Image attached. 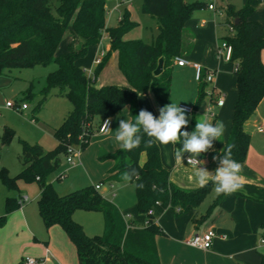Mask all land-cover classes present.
<instances>
[{"label": "trees", "instance_id": "obj_1", "mask_svg": "<svg viewBox=\"0 0 264 264\" xmlns=\"http://www.w3.org/2000/svg\"><path fill=\"white\" fill-rule=\"evenodd\" d=\"M106 2L59 0L53 7L52 0H0V75L11 67L56 63L57 68L47 75L41 90L43 100L57 89L72 103L71 111L54 131L57 147L44 151L39 144L20 139L24 168L12 175L8 168L0 165V179L8 189H17L19 180L38 183L41 190L38 207L45 226L49 228L58 224L63 227L76 245L80 264H162L156 237L164 234V230L149 210L155 207L161 212L167 209L174 213L194 211L197 215L201 203L214 186L211 180L206 186L195 189L175 184L170 177V168L162 161L158 143L148 147L142 142L132 151L119 148L104 157L113 161L104 181L143 184V188L135 186L138 210L147 217L146 224L140 225L126 219L120 208L105 198L96 185L89 184L62 195L51 182H47V177L62 163L61 156L67 153L68 145L80 144L83 148L89 144L104 118H113L128 109L130 122H134L141 110V94L151 92L158 109L168 104L175 57L182 56L186 49V22L195 10L206 4L199 0H151L144 3L141 11L154 17L158 26L153 40L147 42L141 38H126L138 25L129 9L123 12L117 25L108 26ZM252 2L247 0L237 8L227 1L221 6L223 20L218 25L223 33L221 42L224 40L232 46L230 61L238 65L235 70L238 95L232 126L220 156L225 145L232 144V158L239 163L246 160L251 143V135L245 129L246 122L264 99V62L261 57L264 27L260 22L248 19L254 11ZM69 33L72 40L67 49L60 52ZM104 34L109 38L110 48L91 76L79 60L86 56L91 46L101 43ZM77 38L79 43H76ZM113 52L117 54L118 68L128 85L97 86V77ZM160 58L164 59L163 70L156 75ZM207 83L201 81L195 110L199 109L207 94ZM35 111L37 113L38 109ZM98 117L100 120L96 125ZM196 123L193 118L182 131H193ZM13 137L14 130L5 125L2 142H9ZM148 139L144 136L145 141ZM181 146L180 142L175 144L176 149ZM129 165L139 172V179H122ZM223 195H218L217 201ZM19 200L18 197L6 198L0 226L6 223L11 212L21 207ZM177 208H180L179 212ZM77 210L102 212L104 232L88 235L83 225L74 219ZM259 235L264 236V222L259 226ZM259 264H264V254Z\"/></svg>", "mask_w": 264, "mask_h": 264}, {"label": "crops", "instance_id": "obj_2", "mask_svg": "<svg viewBox=\"0 0 264 264\" xmlns=\"http://www.w3.org/2000/svg\"><path fill=\"white\" fill-rule=\"evenodd\" d=\"M150 1L151 0H147L146 2L148 3ZM186 1L193 2V0ZM227 1L233 3L237 8H239L242 7L247 0H224L223 3L225 2L224 4H226ZM204 3L206 4L205 7L195 10L192 17L186 22V49L182 56L192 61L202 63L204 70L214 71L215 78L212 82L213 86L211 91H222L226 94V98L224 104L218 106L210 97L209 104H207L202 112L203 116L197 111V109L192 115L186 116L188 122H190L193 118H195L196 121L204 119L205 111L209 106H211L213 111L216 113V117L212 120L208 119V121H212V124H215L216 121H222V119H220L219 111L227 104L228 93L226 90V82L228 77H230L231 80L232 78L235 80L236 87L235 99L233 100V107L231 110V118L224 121V134L220 140L213 141L212 149L199 156L202 163L198 166L203 167L214 174L217 167H219V160H214L213 157L220 156L222 147L229 137L233 120L234 105L238 94L234 69L235 63L232 62V65H230L227 63L229 61L226 60L227 62H222V60L216 57L220 37L223 34L218 29L219 23L223 20L221 7L217 9L216 2L213 0L204 1ZM252 3L254 11L248 19L258 21L264 27V0H253ZM210 4H214V8H210ZM117 8L118 4L110 11L114 12ZM121 16L122 15L119 16V19ZM153 19L155 20V29L154 34L152 33L151 35V41L157 34L158 30L157 21L154 17ZM133 20L135 19L133 18ZM138 25L135 28H137ZM129 33L126 35V38H139L131 37V34ZM104 37L108 39V43L105 46H101V44L99 45V53L101 52L102 56L110 48V41L107 34H104ZM79 42L80 39L77 38L76 43ZM65 43L67 45L66 39ZM189 45L191 47H189ZM98 55L99 54L95 55L92 66L89 69L93 70L96 67L97 63H95V60L100 58ZM113 57L116 58L115 63L118 68L117 54L113 52L109 62L100 72L102 77L100 74L97 77V86L105 84H117L121 86L128 85L127 80L124 78L119 68V73L123 78H120L118 82L115 83L108 80L106 76H103L107 74L108 69L111 67L110 63ZM261 57L264 62V50L262 51ZM174 68L176 70L175 75L179 74L182 76L180 77L182 80V86L185 85V81L192 82V78L195 77V69L192 66H179L175 63ZM5 84L8 85L9 83L7 84V81L6 83L0 82V94L3 93L2 89L6 86ZM263 103L264 99L259 104L254 115L246 122L245 129L249 133L250 128L255 126L257 127L264 119V111L261 112V105ZM139 104L141 109L151 112L156 118L159 117L158 105L151 92L141 94L139 96ZM27 109H29V105L23 110ZM8 111L9 114L15 113V111L10 108ZM98 118L100 120V117ZM112 119L113 126L109 133L101 135L100 133L97 134L95 132L91 136L89 142H91V140L96 142L99 140L103 146H98L95 158H93V155L86 156V159L83 158V162L85 161L86 165L90 167V165L96 162V157L99 158L103 165L100 166L102 175L98 181H91L90 184H100L101 187L98 190H101L100 192L102 195V191H104L112 193V196H116V184L126 182L119 183L104 181L108 177L109 171L113 166V161L104 157L110 156L117 149H119V144L115 140V135L118 131L120 120H127L130 122L131 118L128 109H124ZM5 120L8 124L15 127V124L11 123L8 118ZM258 133L263 135L264 141V132L258 131ZM250 135L252 138L251 133ZM19 139L21 138L19 137ZM159 147L162 161L168 168H170V177L175 184L187 189L201 187L196 182L193 175V166L186 163L184 160L185 154L182 156V161H177L175 157V151L177 149L174 144L169 143L166 146L159 144ZM83 162L80 157V161L76 165H81ZM241 165L243 166V171L241 173L242 183L244 185L243 189L231 195H223L221 199L217 201L218 195L215 193L213 186L208 196H206L204 201L201 203L197 215H195L194 211L174 213L170 209L163 212L159 210L154 212L153 215L156 222L164 230V234L156 237V243L162 264L260 263L262 254H264V244L259 243L261 239L259 235V226L264 222V147L250 144L247 158L244 162H241ZM90 178L92 177L90 176ZM20 181L22 180L18 181V194H12L5 186L0 185V215L5 212V202L8 196L21 198L24 193L30 197L27 202H31L33 200V196L27 193V185L22 186V182ZM40 193L41 190L38 185V194L35 196L37 200L40 198ZM109 200L114 202L120 208L126 219H131L140 225L146 224V217L137 213V210H135V203L128 207L124 205L122 200ZM76 214L77 212L74 213V219L79 223L82 222L80 221V216L76 217ZM95 217H98L99 220L101 216ZM208 229H214L218 233H224L227 237H216L212 247L208 250L197 249L185 243V241L194 234L202 233ZM26 256H34L38 259H42L41 264H80L76 245L61 225L56 224L47 228L44 225V222H42L37 210L33 208H23V206H21L19 209L11 212L8 215L6 223L3 226H0V264H24Z\"/></svg>", "mask_w": 264, "mask_h": 264}, {"label": "rangeland", "instance_id": "obj_3", "mask_svg": "<svg viewBox=\"0 0 264 264\" xmlns=\"http://www.w3.org/2000/svg\"><path fill=\"white\" fill-rule=\"evenodd\" d=\"M147 0H107V25H116L118 23L119 16L123 14L126 9H130L133 14V18L139 22L137 28H134L129 34L131 37H139L144 41L150 42L151 35L154 34L155 29V20L149 14H144L141 11V7L143 3H147ZM195 0H193L194 2ZM209 1V0H202ZM216 2L217 9L221 7L224 0H213ZM59 0H52V6L55 7L58 5ZM118 4V8L116 11L111 12L114 7ZM130 36V35H129ZM72 40V35L69 33L66 35V42ZM108 39L103 36L101 40V46L107 45ZM221 43V39H220ZM219 43V45H220ZM91 46L88 49L86 56L79 60V63L83 65V67L88 71L87 73L93 76L92 72H89V68L92 66V62L95 58L96 54H99L98 57L102 58L101 52L99 53V45ZM67 49V45L65 40L60 46V52H64ZM219 48H217L216 57L222 60V62H227L223 54L218 53ZM116 58L113 57L111 59V67L108 69L106 76L108 80L113 82H118L121 77L119 70L116 66ZM200 63V62H199ZM232 65V62H227ZM202 66L203 64L200 63ZM57 68L56 63L51 64H35L32 66H24V67H11L7 68L3 74L0 75V82L7 84L3 87V93L0 94V165L8 168L10 174L16 175L20 173V171L24 168L21 160V142L19 137L22 140H26L32 144H39L44 151H49L57 147L58 140L54 136V131L58 128L65 117V114L72 109V103L67 96L60 95L57 89H53L47 99L44 101L43 94L41 92L42 88L46 83L47 75L54 71ZM175 68L173 70L172 77V90L171 95L168 101L170 103L179 104L183 102V104L192 106L195 108V103L198 98V90L201 84V81L192 78V82L185 81V85L182 86V77L179 74L175 75ZM103 74V73H102ZM101 75V74H100ZM120 76V77H119ZM102 77V75H101ZM226 90H227V104L226 106L219 111L220 119L222 121L228 120L231 118V110L233 107V100L235 99L236 87L235 80L228 77L226 82ZM213 83L208 82L206 84L207 94L197 110L203 116V110L210 102V96L208 95L211 92ZM8 101H14L20 104V107L11 108L7 106ZM27 102L29 105V109L23 110L21 105ZM44 102V104H42ZM9 108L15 111V113L9 114ZM36 109H38L36 113ZM264 111V103L261 105V112ZM34 112L36 113L33 116ZM217 112V110H216ZM264 113V112H263ZM192 115V114H187ZM9 119L11 123L15 124V127L8 124L5 119ZM99 121V118L96 119V125ZM212 123V121L210 122ZM8 125L14 130V137L6 143L2 142L1 135L3 132V126ZM250 133L252 134L251 143L255 146L264 147L263 135L258 133L257 127L250 128ZM99 134L98 132H96ZM102 135V134H101ZM262 139V140H261ZM75 149H81V160L83 162V158L86 159V156L93 155L95 158V153L99 145L103 146L99 142V140L89 142L86 147H83L80 144H73ZM62 163L53 170L47 177V182H51L58 193L64 195L69 193L72 190L79 189L85 187L90 184L91 181L95 182L102 175V170L100 166H103L100 162L99 158L96 157V162L90 167L86 165L84 161L83 164L71 165L67 162V154H62ZM99 157V155H98ZM144 158V156H143ZM99 164V165H97ZM65 173V177H61V174ZM90 176L92 178H90ZM92 179V180H91ZM22 182V186L27 185V190L30 195L33 196V200L31 202L23 203V208H33L37 210V213L40 215L38 200L35 197L38 194V185L36 181L33 182ZM0 185H6L0 179ZM7 188V187H6ZM12 194H18L17 189H8ZM116 196H112V193L103 192V196L108 199L118 201H123L125 206H131L134 203L136 204L135 210L139 214L138 206H137V196L135 184L132 182H126L122 184H116ZM101 191V190H100ZM24 195V193H23ZM76 217L80 216V222L85 232L90 235L102 234L104 232V216L102 212L99 211H85V210H77ZM97 214V215H96ZM142 214V213H140ZM146 217L145 214H142ZM93 216V217H91ZM101 216L98 220V217ZM129 217V215H128ZM40 218L43 221L41 215ZM147 220V217H146ZM45 225V224H44Z\"/></svg>", "mask_w": 264, "mask_h": 264}, {"label": "clouds", "instance_id": "obj_4", "mask_svg": "<svg viewBox=\"0 0 264 264\" xmlns=\"http://www.w3.org/2000/svg\"><path fill=\"white\" fill-rule=\"evenodd\" d=\"M134 122L120 120L115 140L121 150L132 151L139 147L142 142L151 147L154 143L168 145L169 143H181V147L175 151L177 161H182L184 153H189L188 164L193 166L196 182L204 187L211 180L214 183V191L217 195H231L243 189L241 173L243 166L232 158L234 145L227 144L223 148L222 156L213 157L219 160V167L214 174L203 167H199L202 161L198 156L208 152L213 147V141L220 140L225 132L223 121L212 124L207 118L197 121L195 129L191 132L182 131L188 124L186 110L176 103H170L159 109V117L144 109L135 116ZM109 121H105L108 128ZM144 136L149 139L144 140ZM182 138V140H181ZM124 181L139 179V172L129 165L122 176ZM136 187L143 188V184Z\"/></svg>", "mask_w": 264, "mask_h": 264}, {"label": "built area", "instance_id": "obj_5", "mask_svg": "<svg viewBox=\"0 0 264 264\" xmlns=\"http://www.w3.org/2000/svg\"><path fill=\"white\" fill-rule=\"evenodd\" d=\"M210 8H214V4H210L209 5ZM219 54H223L225 56V59L227 61L231 60V55H232V46L227 43L226 41H222L219 45ZM101 60V58H98L95 60V63H99ZM175 63L179 66H192L195 69V78L198 81H206V82H213L214 78H215V72L212 70H204L203 66L196 61H192L184 56H176L175 57ZM238 67V65L235 63L234 69L236 70ZM89 72H92V69H89ZM209 96L215 101L214 103L217 104L218 106H221L224 104L225 102V98H226V94L222 91H217L215 92L214 90H212L209 93ZM7 106L11 107V108H16V107H20V104L14 101H8L7 102ZM179 106L181 108H184L186 110L187 114H193L195 111V108H193L192 106L186 105V104H179ZM27 104L23 103L21 105L22 109L27 108ZM205 118L207 119H215L216 117V113L213 111L212 107L209 106L206 111H205ZM105 121H109V125L108 128L105 127ZM113 126V119L110 117H106L104 118L98 129L97 132L100 134H107L110 132L111 128ZM257 129L259 132H264V119L262 121L261 124H259L257 126ZM81 149H75L73 144H70L67 146V162L70 163L71 165H76L79 161H80V157H81ZM190 154H187L184 156V160L186 161V163H188V158H189ZM197 159L199 161H201V158L198 156ZM191 165V164H190ZM66 174L63 173L61 174V177H65ZM101 187L100 184H96V188L99 189ZM30 197L27 194H24L21 196L19 202L21 204V206L23 205V203H25L26 201H29ZM177 210L179 211L180 208H177ZM156 211L155 207H152L149 210V214H154V212ZM147 222V221H146ZM222 237V238H226L227 235L224 233H218L216 230L214 229H208L202 233H197L194 234L192 237L188 238L185 243L191 247L197 248V249H202V250H208L212 247L214 239L216 237ZM260 244H264V236L260 239L259 241ZM42 263V259H38L37 257L34 256H26L24 259V264H41Z\"/></svg>", "mask_w": 264, "mask_h": 264}, {"label": "water", "instance_id": "obj_6", "mask_svg": "<svg viewBox=\"0 0 264 264\" xmlns=\"http://www.w3.org/2000/svg\"><path fill=\"white\" fill-rule=\"evenodd\" d=\"M163 64H164V59L163 58H160L159 64L157 66V69L155 70V74L156 75H159L162 72V70H163Z\"/></svg>", "mask_w": 264, "mask_h": 264}]
</instances>
